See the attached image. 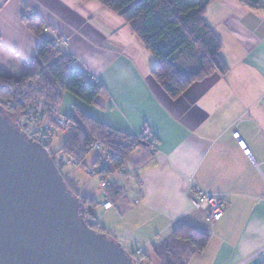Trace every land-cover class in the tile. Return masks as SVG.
Wrapping results in <instances>:
<instances>
[{
  "label": "crops",
  "instance_id": "obj_1",
  "mask_svg": "<svg viewBox=\"0 0 264 264\" xmlns=\"http://www.w3.org/2000/svg\"><path fill=\"white\" fill-rule=\"evenodd\" d=\"M88 1L0 0V75L18 78L30 69L39 39L24 17H37L47 28L44 39L66 36L69 45L60 49L107 93L95 106L65 94L61 116L69 119L78 110L126 136L148 130L158 140L156 152L151 147L132 155H138L131 163L138 184L128 180L121 187V176L107 178L121 197L109 211L96 208L95 222L140 264H162L154 249L181 225L210 236L189 264H264V11L252 12L239 0L214 1L205 18L223 43L229 71L173 100L151 78L156 60L139 38L126 24L123 38L98 25L86 5L102 12L104 6ZM99 157L88 159L87 167ZM90 185L74 182L81 197L103 199L99 184L95 190ZM195 190L226 201L221 221L209 225L208 212L194 208Z\"/></svg>",
  "mask_w": 264,
  "mask_h": 264
},
{
  "label": "trees",
  "instance_id": "obj_2",
  "mask_svg": "<svg viewBox=\"0 0 264 264\" xmlns=\"http://www.w3.org/2000/svg\"><path fill=\"white\" fill-rule=\"evenodd\" d=\"M95 1L119 15L154 56L156 66L151 71V78L169 98L175 100L194 84L215 74L225 76L228 73L229 67L221 56L223 43L205 18L208 7L216 0ZM239 1L252 12L264 11V0ZM24 21L39 39L38 51L30 69L22 76L13 78L0 75V109L7 116L18 118L38 98L56 104L59 111L65 94L72 95L88 106H95L98 97L107 95L99 82H93L92 77L76 68L74 57L65 54L60 48H54L44 39L45 26L37 17L26 14ZM68 121L72 125L69 130H74L73 134L58 153H52V148L49 152L50 159L60 173L67 161L86 172V162L94 152L95 144L112 154L106 179L113 173L123 172L137 150L153 148L149 138L126 136L78 110ZM99 162L97 160L95 165ZM65 184L83 205L82 221L95 233L114 239L95 222L98 201L82 198L77 189H71L66 181ZM106 195L111 202L121 197L115 187L109 188ZM209 240L207 233L190 225H181L166 241L156 245L154 253L162 258V264H189L194 255L201 254L207 248ZM134 261L135 264L141 262Z\"/></svg>",
  "mask_w": 264,
  "mask_h": 264
},
{
  "label": "water",
  "instance_id": "obj_3",
  "mask_svg": "<svg viewBox=\"0 0 264 264\" xmlns=\"http://www.w3.org/2000/svg\"><path fill=\"white\" fill-rule=\"evenodd\" d=\"M82 211L49 152L0 109V264H135Z\"/></svg>",
  "mask_w": 264,
  "mask_h": 264
},
{
  "label": "built area",
  "instance_id": "obj_4",
  "mask_svg": "<svg viewBox=\"0 0 264 264\" xmlns=\"http://www.w3.org/2000/svg\"><path fill=\"white\" fill-rule=\"evenodd\" d=\"M69 40L67 37H57L54 38L50 43L55 48H60L62 45L68 44ZM93 82H96V78H92ZM23 119L20 120V125L27 124L30 129L29 131L25 128L26 131H22L21 133L26 135L28 139L32 140L33 142L41 145L45 150L50 152L51 145L50 139L54 133L55 125L57 127H65L67 126V118L61 116L59 111L57 110L56 104H48L46 102H38L34 104L32 107L28 108L24 114ZM50 117V119H49ZM138 138H150V141L154 147V151L157 150L158 140L152 136L148 130H145L144 134ZM234 138L239 141L240 147L243 149L244 154L248 157H251V151L247 148L245 142L240 140L239 133L234 134ZM94 150L97 149L100 152L103 151L101 145L95 144L93 145ZM111 159L112 154L107 150L106 156H103L102 161L99 166L95 168H91L89 174L98 177L100 180V186L107 191L111 186L107 179H106V172L111 167ZM194 208L199 211L201 214L204 212H208L205 217L206 222L209 225H214L221 221L223 215L225 213L227 204L226 201L209 194H204L197 190L194 191ZM101 205L103 206L104 210H110L113 208V204L107 195L104 196L103 200L101 201ZM92 224H95L92 223Z\"/></svg>",
  "mask_w": 264,
  "mask_h": 264
},
{
  "label": "rangeland",
  "instance_id": "obj_5",
  "mask_svg": "<svg viewBox=\"0 0 264 264\" xmlns=\"http://www.w3.org/2000/svg\"><path fill=\"white\" fill-rule=\"evenodd\" d=\"M81 3H85V2H81ZM91 3L92 4H95V6H99V7L101 6V5H99V3L97 1H88L87 2V4H91ZM86 6H87V11H88L89 17H91L92 19H94L98 25H102L104 27H109L110 26V28H113L114 31L117 32L120 37H122V38L124 37V35H123V33L121 31L124 28L126 30L127 27L125 26V23L122 21V19L119 17V15L114 14V13H111L110 11H108L104 7H102L103 8V12H102V11L97 10L96 7H91L90 5H86ZM99 7H97V8H99ZM46 31H47V28L45 27V32ZM62 37H66V36H62ZM132 38H134V40H136L137 37H134L133 36ZM137 40H138V38H137ZM68 45H69V42L66 45H62L60 48H62L64 46H68ZM92 78H94V77H92ZM96 80H97V78H96ZM96 82H98V80ZM57 94H59V90H57ZM36 102L37 103L38 102L39 103L40 102H46L48 104H52V102L50 103L49 100H42L41 98H38ZM36 102H35V104H36ZM24 112L22 114H20V116L18 118H12L11 116H7L9 118V120L11 121V123H13V124L16 125V128L18 129L19 132L26 131L25 128L26 129L29 128L27 126V124L26 125L25 124L20 125V120L23 119ZM5 115H7V114L5 113ZM49 119H50V117H49ZM66 125L67 126H65L64 128L63 127H57L55 125L56 128H54V133L52 135V137H53L52 138L53 139V141H52L53 142V144H52V153H58L64 147V145L66 144V142L68 141V139L73 134V131L74 130H69L72 125L69 124L68 119H67ZM28 130L31 131L32 130V127H30V129H28ZM149 140H150V138H149ZM106 152H107V150H103V151L100 152L99 150L95 149L94 152L91 154L88 162L91 164V162L96 158V156L98 155V153H100V157L97 160H100V162H99V164H96V165L94 164L93 167H90V168L87 167V171L86 172L77 169L76 166H74L70 161H67L66 162V166L62 170L61 175L63 176V178H65L66 182L70 185V188L71 189H73L74 191H76L75 188H74V182L76 183V185L79 188L84 182H87V181L89 183H91L90 187L92 188V190L98 189V184H99V187L101 189H103L100 186V180H99V178L98 177L93 178L94 176L90 175L89 174V171L91 170V168H95V167H97V166L100 165L103 156H106ZM137 156L138 155L135 154V156H132L130 158V160L127 163L126 168H125V170L123 172H121V173H113V174H116L117 177H120V176L122 177V179H120L119 186L122 187L123 184L126 185V186H128L129 184L131 185V181L132 180H134V181L136 180L135 183L138 184L137 183V179H134L133 178L134 172H133V168H132V164H131ZM72 173H74V177H73L74 182L71 181ZM105 177H107V175ZM128 180L130 181L129 184H128ZM105 193H106V191H105ZM82 198H84V197H82ZM102 200L103 199L98 200V202H97L98 203L97 208L100 206L103 209V206L101 205V201ZM112 204H113V202H112ZM113 207H114V204H113ZM107 211H109V210H107Z\"/></svg>",
  "mask_w": 264,
  "mask_h": 264
}]
</instances>
